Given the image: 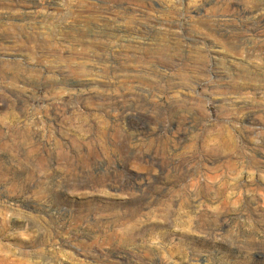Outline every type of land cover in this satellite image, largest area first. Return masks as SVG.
<instances>
[{
    "label": "rangeland",
    "instance_id": "obj_1",
    "mask_svg": "<svg viewBox=\"0 0 264 264\" xmlns=\"http://www.w3.org/2000/svg\"><path fill=\"white\" fill-rule=\"evenodd\" d=\"M0 264H264V0H0Z\"/></svg>",
    "mask_w": 264,
    "mask_h": 264
}]
</instances>
